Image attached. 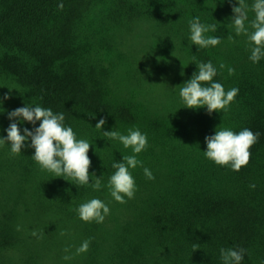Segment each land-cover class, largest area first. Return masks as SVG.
<instances>
[{
  "label": "trees",
  "instance_id": "trees-1",
  "mask_svg": "<svg viewBox=\"0 0 264 264\" xmlns=\"http://www.w3.org/2000/svg\"><path fill=\"white\" fill-rule=\"evenodd\" d=\"M245 2L251 32L254 0ZM237 6V0H0V137L17 122L8 113L29 104L63 113L77 139L91 143L90 179L82 186L42 171L33 148L12 155L10 145L0 146V264H223L222 248H243L242 264H264V58L254 64L247 37L235 35ZM195 17L216 25L205 36L220 37V44H192ZM209 61L217 70L213 82L239 90L227 113L209 115L181 102L196 65ZM38 126L18 123L21 134ZM225 128L259 133L238 172L204 156L205 137ZM129 129L146 134L148 147L136 156L142 166L129 169L134 197L121 204L107 184L112 164L133 153L103 132ZM96 178L99 191L92 188ZM94 198L109 214L102 223L81 221L76 209ZM85 240L88 251L76 254Z\"/></svg>",
  "mask_w": 264,
  "mask_h": 264
},
{
  "label": "clouds",
  "instance_id": "clouds-1",
  "mask_svg": "<svg viewBox=\"0 0 264 264\" xmlns=\"http://www.w3.org/2000/svg\"><path fill=\"white\" fill-rule=\"evenodd\" d=\"M237 3L239 6L232 8L234 15L231 18L235 35L247 37V42L251 47L249 59L254 64L259 63L264 58V0H254L251 5L250 10L255 14L250 23L251 32L245 26L249 6L245 0H237ZM58 7L62 9L63 4L58 5ZM189 25V39L195 46L207 48L220 44V37L205 36L207 32H215L216 25H204L200 23L199 17L190 20ZM196 66L198 71L194 72L191 79L184 83L180 89L179 96L182 104L185 108L190 109L205 107L209 115L214 111L227 113L239 90L232 88L225 91L221 83L213 82L217 70L210 61L199 63ZM220 67L223 65L221 64ZM233 71L230 70V73ZM4 99H8V96H5ZM3 111L4 109L0 107V112ZM8 119L17 122L9 124L6 130L7 136L0 137V146L10 145V154H21V149L25 146L33 148L32 159L42 171L52 173L54 177L70 178L81 186L89 183L90 173L88 170L91 166V160L87 153L91 143L84 139H77L73 129L64 125L63 113L54 114L49 108L25 104L24 107L9 112ZM22 121L33 125L39 121V126L32 130L24 128L23 134H21L18 123ZM104 124L105 120L100 119L95 128L101 130ZM103 135L112 140H118L125 149L131 148L133 153L130 156H125L124 162L112 164L116 171L111 175L107 184L110 196L116 202L123 204L127 202L125 197L128 199L134 197L136 184L129 169L142 166V162L137 160L136 156L148 147L147 136L141 133L139 129H129L127 135L114 130L105 131ZM258 136L259 133H254L247 128L238 133L226 128L215 131L214 135L205 137L207 150L203 151L204 156L218 166L230 167L232 171L238 172L249 163L250 148L257 142ZM29 138L31 142L26 145ZM144 175L149 180L154 179L148 168H144ZM92 188L96 191L101 189L100 178L95 179ZM76 211L79 219L83 222L102 223L110 209L103 201L94 198L81 204ZM32 235L35 236L37 233L33 232ZM61 235L64 233L62 232ZM89 244V240L83 241L80 247L76 249V254L87 252ZM193 248L194 250L198 249V244H193ZM68 251L69 249L66 248L65 252ZM220 254L223 264H242L245 250L243 248L238 250L222 248ZM63 258L70 260L72 257L66 255Z\"/></svg>",
  "mask_w": 264,
  "mask_h": 264
}]
</instances>
